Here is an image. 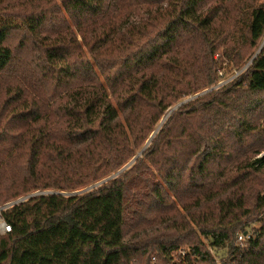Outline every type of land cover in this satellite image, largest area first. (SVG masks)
Masks as SVG:
<instances>
[{
    "label": "trees",
    "instance_id": "obj_1",
    "mask_svg": "<svg viewBox=\"0 0 264 264\" xmlns=\"http://www.w3.org/2000/svg\"><path fill=\"white\" fill-rule=\"evenodd\" d=\"M203 1L0 0V264H264V0Z\"/></svg>",
    "mask_w": 264,
    "mask_h": 264
},
{
    "label": "rangeland",
    "instance_id": "obj_2",
    "mask_svg": "<svg viewBox=\"0 0 264 264\" xmlns=\"http://www.w3.org/2000/svg\"><path fill=\"white\" fill-rule=\"evenodd\" d=\"M214 0H204L201 4H205V5H209V4H211L212 2H213ZM138 4V3H137ZM158 4H146V3H140V4H138V6H136V14H135V21H137V20H139V19H141V18H143L149 11H151V10H154V8H155V6H157ZM12 46H13V48H14V51H15V53L16 54H18L19 56H21V57H24V58H26V59H28L30 62H31V64L33 65V66H35L36 68H37V70H41V68H42V61L41 60H39V57H38V53L33 49V47H31L30 45H28V46H20L19 45V42H18V40L16 39V40H14L13 42H12ZM230 68V67H229ZM229 68L228 67H226V69H228L229 70ZM240 72H237V73H235L230 79H226V75H227V73H226V75L223 77L224 79H222L221 80V82L218 84V86L219 85H222V84H224V83H226L227 81H230L231 79H233L235 76H237L238 74H239ZM229 74H231V73H229ZM47 86H49V88H50V93H52V91H53V89L55 88V85H54V83H49V82H47ZM73 87H74V85H72ZM217 86V87H218ZM216 87V88H217ZM213 88H215V87H213ZM212 88H210V89H208V90H205V91H203V92H200V95H202V94H205L207 91H210ZM56 90H57V97L55 98V100H53V101H55V104L57 105V106H59L58 108V110H59V115L62 113V111H61V109H60V107H62L63 106V104L68 100V92L66 91V90H62L61 88L60 89H57L56 88ZM195 97H197V95L196 96H189V97H187V98H185L184 100H182V101H189V100H191V99H193V98H195ZM179 104V103H178ZM178 104H176L175 106H177ZM174 106V107H175ZM173 107V108H174ZM264 117V116H263ZM262 117V118H263ZM263 120V119H262ZM262 120L260 119V121L259 122H262ZM163 121V120H162ZM259 122H257V123H259ZM258 144H259V146L261 147L262 145H264V136L262 137V139H260L258 142H257ZM264 154V150L262 151V153L261 154H259L258 156H260V155H263ZM241 158H242V156H241V154H236L235 155V157L232 159V158H230V159H228L227 161H224L222 164H220V165H217V166H215V168H217V170L219 169V171L221 172H223V174H225V175H229L230 173L227 171L229 168H233L235 165H237L236 163H237V161H239V160H241ZM219 166V167H218ZM4 178L5 177H1V179H0V182L1 181H4ZM51 191L50 190H45V191H36V192H33V193H31V194H36V193H38V194H42V193H50ZM38 194H36V195H38ZM28 195H30V194H28ZM27 196V195H26ZM22 197H25V196H21V197H19L18 199H16V200H14V201H12V202H15V201H17V200H19L20 198H22ZM12 202H10V203H12ZM0 205H2L1 203H0ZM260 225H259V223H254L253 224V227H259ZM242 238L241 237H239V240H241ZM185 247V246H184ZM209 250H211L210 248H208ZM213 253V255L216 257V260L217 261H220L221 260V257L219 256V255H217V253L216 252H212ZM155 256V255H154ZM179 252H174V257H173V261H172V263L173 262H176L177 260H178V258H179ZM151 264H164V263H162V261L158 258V257H156V259H154L153 257H151ZM174 264V263H173Z\"/></svg>",
    "mask_w": 264,
    "mask_h": 264
},
{
    "label": "water",
    "instance_id": "obj_3",
    "mask_svg": "<svg viewBox=\"0 0 264 264\" xmlns=\"http://www.w3.org/2000/svg\"><path fill=\"white\" fill-rule=\"evenodd\" d=\"M198 95H200V94H198ZM186 101H187V100H186ZM186 101H182V102L179 103L177 106H175L174 108H172V109L169 111V113L167 114V116H168V115H169L174 109H176L177 107H179L181 104L185 103ZM167 116H166V117H167ZM166 117H165V118H166ZM165 118L163 119V121L165 120ZM163 121H162V122H163ZM155 133H156V132H154V133L152 134L151 138L148 140L147 145L150 143V141H151V139L153 138V136L155 135ZM147 145L144 147V149H143V150H142V151H141L136 157H134V159L131 160V162H129L126 166H124L121 170H119V171H118L116 174H114L112 177L117 176V175L120 174L123 170H125L129 165H131V164L135 161V159H136L137 157H139V156L142 154V152L145 150V148L147 147ZM112 177L107 178V179L104 180V181H107L108 179H111ZM104 181L99 182V183H97V184H94V185L88 187V188L85 189V190L92 189V188L98 186L99 184L103 183ZM85 190H84V191H85ZM50 193H53V191H51ZM36 194H38V193H36ZM36 194H30V195H27V196L22 197V198H20L19 200L15 201V202H12V203H10V204L13 205V204H16V203L23 202V201H25L27 198H30V197H32V196H35ZM42 194H45V193H42Z\"/></svg>",
    "mask_w": 264,
    "mask_h": 264
},
{
    "label": "built area",
    "instance_id": "obj_4",
    "mask_svg": "<svg viewBox=\"0 0 264 264\" xmlns=\"http://www.w3.org/2000/svg\"><path fill=\"white\" fill-rule=\"evenodd\" d=\"M11 206L10 203L0 205V233H6L11 231V224L6 221L3 216V211Z\"/></svg>",
    "mask_w": 264,
    "mask_h": 264
}]
</instances>
